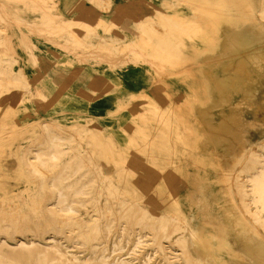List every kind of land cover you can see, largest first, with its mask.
<instances>
[{
    "label": "rangeland",
    "instance_id": "obj_1",
    "mask_svg": "<svg viewBox=\"0 0 264 264\" xmlns=\"http://www.w3.org/2000/svg\"><path fill=\"white\" fill-rule=\"evenodd\" d=\"M120 1L123 11L0 0V257L71 264L47 248L58 240L91 264H188L185 243L208 264H252L243 251L260 223L244 215L233 177L264 142L262 67L249 60L247 78L228 83L208 0ZM262 1L243 0L240 24ZM236 117L242 141L231 143L223 128ZM54 134L64 154L47 174L30 158ZM67 160L54 183L76 211L59 217L47 181Z\"/></svg>",
    "mask_w": 264,
    "mask_h": 264
},
{
    "label": "bare ground",
    "instance_id": "obj_2",
    "mask_svg": "<svg viewBox=\"0 0 264 264\" xmlns=\"http://www.w3.org/2000/svg\"><path fill=\"white\" fill-rule=\"evenodd\" d=\"M96 1H98L105 10H109L114 4V0ZM207 7L209 8L207 12L209 21H211V24L215 26L216 31L220 32L221 36L223 37V43L220 47V50L222 53L221 56L225 59L224 69L228 71V83H240L242 82V80H245L244 78H247V76L250 74L249 68L247 67L249 60H253L255 62H264V54H256V52L254 51L255 49L253 48L258 42H264V0L262 1V7L258 11V18L255 20L247 18V20H245L244 22L245 24H240L239 14L241 13V11H249L250 8L249 5H245L243 3V0H218L217 4L216 2L214 3V5L207 4ZM0 29L2 28L0 27ZM3 30L5 31V29ZM251 49L253 50L251 51ZM239 51H244V53L241 56L237 57V55L240 53ZM8 81L14 84L19 83L17 79H9ZM239 124L240 118L236 117L230 124H225L223 128V131L226 134L230 133L232 135V137L230 138L231 143L235 142V140L242 141L239 138V129L237 128ZM54 136V138H51L47 142L46 150L39 149L35 152L34 158H30L32 159L30 164L35 165L43 172H47V174L48 172H50L47 161H56L64 154V152L57 146V139H62V136L58 134H54ZM258 147V149L249 148L247 152H243L240 160L244 159L247 164H244L243 167H238L233 177V180L236 183V188L241 192V206L245 212L244 215L260 223V233L250 238V243L245 247L243 251V255L247 257L252 264H264V142ZM237 163L235 164L237 165ZM236 165L231 164V169ZM70 167H72V164L67 160V162L59 172L54 175H51V173H49L51 178L47 181V186L55 192L54 194L57 197L56 202L61 205V207L56 211L59 217L76 211L72 204H65V199L63 197L64 193L62 192L61 188L54 183V180L61 176L64 170ZM83 167V159H78L74 168V172L82 170ZM141 182H138L139 185H141ZM80 193H83V191H80ZM146 201H148L153 206H157L156 198L151 195L146 197ZM151 216L153 217L152 219L158 222H160V220L162 219L161 216L157 213H152ZM93 218L92 221L94 220ZM60 220L61 219H58V221ZM110 224L111 223L109 222L106 225L107 231L105 233L104 239H107L110 234ZM176 226L177 225H175V227ZM138 239L142 241L140 237ZM103 243L105 244L106 242L104 241L102 242V244ZM17 245L22 248L29 249L33 247L35 243L33 241H20L17 243ZM182 246L186 252L187 258L189 259L188 261H190V263L188 264H208L207 262L194 257L185 243H183ZM47 248L54 249L60 254L61 258L65 259L68 262H71V264H91L93 262V260L91 259L83 260V258H80L75 253L70 252L69 249L58 240H54L53 243L50 244ZM120 248L121 246L119 243H114V251ZM44 260L45 252L41 251L38 255L37 262ZM120 263L129 264L128 260H125V258H123ZM0 264L22 263H17L13 260L5 261L0 257ZM169 264H183V262L177 258L175 260H170Z\"/></svg>",
    "mask_w": 264,
    "mask_h": 264
},
{
    "label": "crops",
    "instance_id": "obj_3",
    "mask_svg": "<svg viewBox=\"0 0 264 264\" xmlns=\"http://www.w3.org/2000/svg\"><path fill=\"white\" fill-rule=\"evenodd\" d=\"M214 1L215 0H208L209 4H213ZM247 1L249 3V0H247ZM114 3H115V6H116L115 8H117V9H119L121 11H123V9L126 8V7L123 6V4H121V1L119 2V0H114ZM253 48L255 49L254 51L256 52V54L257 53H263L264 54V42L263 41L258 42ZM252 50L253 49H251V51ZM239 52L240 53H244V51H239ZM256 64H257V66H261L262 69H263L262 72L260 73V75L263 76L262 77V80H263L264 79V62H262V61L261 62H256ZM256 68H258V67H256ZM249 72L251 73L250 69H249Z\"/></svg>",
    "mask_w": 264,
    "mask_h": 264
}]
</instances>
